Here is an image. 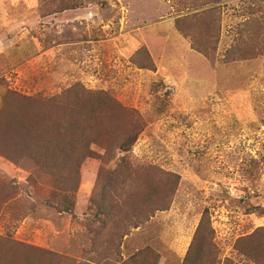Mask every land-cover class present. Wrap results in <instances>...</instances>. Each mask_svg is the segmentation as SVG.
<instances>
[{
  "label": "rangeland",
  "instance_id": "obj_1",
  "mask_svg": "<svg viewBox=\"0 0 264 264\" xmlns=\"http://www.w3.org/2000/svg\"><path fill=\"white\" fill-rule=\"evenodd\" d=\"M183 2L0 0V115L9 93L41 96L55 114L37 115L39 148L0 152V248L59 264L142 252L149 264H264V39L252 30L264 0H221L202 23L180 22L208 35L196 45L177 29ZM14 109L23 121L27 107ZM59 149L74 163L50 156ZM97 197L103 211L136 213L137 201L155 215L112 245Z\"/></svg>",
  "mask_w": 264,
  "mask_h": 264
},
{
  "label": "trees",
  "instance_id": "obj_2",
  "mask_svg": "<svg viewBox=\"0 0 264 264\" xmlns=\"http://www.w3.org/2000/svg\"><path fill=\"white\" fill-rule=\"evenodd\" d=\"M70 1L73 2V8L78 7V4L83 5L85 2H88V4L96 2V0H84V1L70 0ZM183 1H184L183 5H185L187 8L186 9L187 13L185 15L183 14V16L179 18L178 23H177V29L181 32V34L184 37L193 39L194 44L195 43L197 44V41L194 39V37H196L197 35H200L199 33H201V30L188 29V28L185 29L184 26H181L182 23L180 22L202 23L203 19H205L206 16L212 17L211 14H213V9L215 7V4L217 2L219 3L221 0H183ZM255 21L257 20L254 19V22ZM262 24L264 23H260L258 25L253 24L254 26L252 27V30L256 28V33H255L256 36L254 35V37H258V39L259 38L264 39V35L262 36L261 32L259 31L260 25ZM263 32L264 31H262V33ZM257 33H259L260 36L257 35ZM211 35L213 34L210 33V36ZM200 36L201 38L199 40V44H202L203 40L201 39H204L203 37L207 38L208 35H205L203 31L202 35ZM252 40H249L250 43L248 45L253 44ZM254 42H256L257 44L260 41L257 40ZM199 50H202V45H200ZM14 95H15V98L12 93H9V99L7 100V105H6L7 108H5L3 115H0V120L5 121L4 123L5 125H2V124L0 125V130L4 132V135L2 137L0 136V152L6 154V152L9 151V158L11 159L16 157L18 154L20 155L24 147L26 146H30L34 148L40 147L41 135H39V131L37 130V127H36V124L38 122L37 115H40V117L44 114L48 116H52V117L55 116L54 113L50 112V111H53V108H51L45 102V100L42 99L41 96L27 97L23 95L19 96L15 93ZM63 95H68V92H66ZM60 99L65 100L63 96H61ZM20 104L24 105L25 108L27 107V110L23 115V121H19L17 118H15V114H14V110H15L14 107ZM43 108H46L47 110H43ZM63 124L67 128V131L68 130L73 131V120L72 119L68 121L66 120ZM12 125L19 126L20 130H18L17 127L13 129ZM129 146H127V144H124L119 147V150L123 153L128 152ZM68 148L73 149V146L68 145ZM91 148L92 147L87 146V150L85 151V153L83 155L79 154V159L81 161H84L85 159H88V158H92ZM57 151H60V152L55 153L54 156L53 155H50V156L56 157L58 155H63L62 158H64L65 160H70L69 164L74 163V160L71 157L72 152L61 150V149ZM78 152L80 151L78 150ZM161 192L162 190H159L157 192V195H160L159 193ZM61 196L62 197L66 196V191L62 190ZM157 197H158L157 200L159 202L161 200H163L164 202V198H161L160 196H157ZM92 202L93 204L97 206L100 205L98 197H97V200H92ZM134 203H136L138 206V207H135L133 205L135 209H138L141 211L132 213L129 210L123 209V212L122 210L117 212L115 211V206L117 205V202L116 204L114 202L113 204H108L106 206L107 209H105V211L101 210V206L97 207L96 217L98 220V224L100 225V228L98 230L103 231L102 238H104V241H107L106 238L107 236H109L110 242H107V243H111L113 245L116 239H119L120 244H121L123 239L127 237V235L130 234L131 228L132 229L139 228V226H141L142 224L150 220L155 215V214L154 215L152 214L150 216L143 215L142 211L146 210V207H144V204H141L140 202H137V201H134ZM161 204L163 205H160L155 210V213L168 210L169 204L166 207H164L167 204V202L161 203ZM141 220H143V222H140ZM133 221H134V224L130 226L129 228V224ZM111 224H113V227L107 230L106 228H109ZM205 226L206 225L204 221V223L201 224L200 227L198 228V231L196 234L197 236L201 234ZM6 246L7 247L2 246L0 248V260H2L4 264H34L33 259L30 258L29 255H41V254L43 255L44 258L47 257L48 260L52 261L51 264H55V263L59 264L58 259L60 258L52 252L37 249L35 247H31L27 245H17V244L14 245L13 243H11L10 245H6ZM6 248L9 251H6ZM111 252H113V250L104 249L105 257L107 258L111 254ZM142 254H143L142 256H141V253L136 254L135 256L131 257L128 261H126L125 264H147V263L149 264L150 262L146 261V259H149L147 255H149L150 252H147V253L142 252ZM142 257H145V258L141 259ZM62 260L69 262V260H66L63 258ZM69 263L71 264V262ZM73 263L83 264L82 262L80 263L73 262ZM90 263L94 264V262H90Z\"/></svg>",
  "mask_w": 264,
  "mask_h": 264
},
{
  "label": "crops",
  "instance_id": "obj_3",
  "mask_svg": "<svg viewBox=\"0 0 264 264\" xmlns=\"http://www.w3.org/2000/svg\"><path fill=\"white\" fill-rule=\"evenodd\" d=\"M4 48H5V45H4ZM6 48H9V47H6ZM0 50H3L4 51V49L3 48H0ZM6 52V51H5ZM18 54H19V51L17 52ZM11 55H14L15 53H10ZM129 238V237H128ZM127 238V239H128Z\"/></svg>",
  "mask_w": 264,
  "mask_h": 264
}]
</instances>
